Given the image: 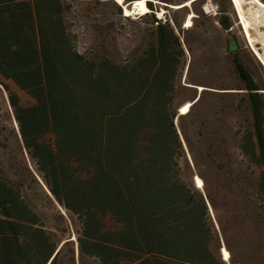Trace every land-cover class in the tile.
I'll list each match as a JSON object with an SVG mask.
<instances>
[{"label": "trees", "instance_id": "obj_1", "mask_svg": "<svg viewBox=\"0 0 264 264\" xmlns=\"http://www.w3.org/2000/svg\"><path fill=\"white\" fill-rule=\"evenodd\" d=\"M65 10L63 0H0V85L43 187L80 221L77 247L61 246L0 175V264H224L214 248L212 197L181 176L175 121L185 115L176 110V87L185 42L169 20L155 18L140 56L125 64L85 56ZM219 23L232 28L228 17ZM233 62L251 101L249 154L263 167L264 192V99ZM9 83L33 103L22 105Z\"/></svg>", "mask_w": 264, "mask_h": 264}, {"label": "rangeland", "instance_id": "obj_2", "mask_svg": "<svg viewBox=\"0 0 264 264\" xmlns=\"http://www.w3.org/2000/svg\"><path fill=\"white\" fill-rule=\"evenodd\" d=\"M188 1H191L188 7H173ZM63 2L66 25L77 51L90 57L106 55L118 64H125L144 52L153 39L155 18L172 23L185 42V63L176 87L178 114L181 106L192 103L190 113L175 121L184 147V157L179 160L181 176L195 187L194 179L200 177L204 188H196L212 197L214 248L221 261L264 264V192L260 189L263 167L249 154L250 138L255 136L251 101L233 59L237 57L244 65L263 99L264 64L248 43L232 2L148 0L154 11L129 18L115 0ZM124 3L131 2L124 0ZM253 3L254 0H243L246 17L252 25V43L264 56V23L256 22L258 6ZM189 14L193 15L192 26L185 29ZM227 17L232 23L228 31L219 23ZM185 83L205 90L187 87ZM9 86L22 105L33 103L13 83ZM198 95L200 101L194 103ZM0 175L21 191L49 233L60 243L71 241L77 247L80 221L62 208L38 179L37 168L23 145L9 93L1 85ZM222 247L232 255L230 263L224 261Z\"/></svg>", "mask_w": 264, "mask_h": 264}, {"label": "bare ground", "instance_id": "obj_3", "mask_svg": "<svg viewBox=\"0 0 264 264\" xmlns=\"http://www.w3.org/2000/svg\"><path fill=\"white\" fill-rule=\"evenodd\" d=\"M115 1L118 5H120L124 8V12H125L124 16L130 17V16H134L136 14H145V13L150 12V10L147 7V1L148 0H143V3H141V0H135L133 2V8L132 9H128V7L124 4V0H120V2H118V0H115ZM190 2L191 1H188V2L184 3L183 5L173 6V7H175V9L182 8V7H188L190 5ZM231 2H232V5L234 6L236 13L238 14V19L240 20V25L242 26L243 32L245 34V37L248 40V43L252 47L256 56L264 64L263 60L260 58V56L258 54L257 48L254 47V45L252 43V39H253L252 35H251L252 25H251V21L246 17V12H245V8H244L243 0H231ZM254 2L255 3H253V4H257V6H258L257 12L254 15V18L256 19V22L258 24H262V23H264V20L260 21V16H262V15L264 16V2H262L261 0H254ZM192 17H193V15L189 16V18L187 20L186 28L191 26ZM198 89L200 91L204 90L203 87H198ZM191 105H192V103H186L183 106H181L180 115L188 114V112L190 111ZM195 184H196L197 188H199V189L204 188L203 180L198 176L195 177ZM221 254L223 256L224 261L227 263H230L231 254L225 247H223Z\"/></svg>", "mask_w": 264, "mask_h": 264}, {"label": "water", "instance_id": "obj_4", "mask_svg": "<svg viewBox=\"0 0 264 264\" xmlns=\"http://www.w3.org/2000/svg\"><path fill=\"white\" fill-rule=\"evenodd\" d=\"M127 7H128V9H132L133 8V2H131L129 5H126ZM122 7V6H121ZM123 8V7H122ZM124 9V8H123ZM186 76H187V73H186V75H185V80H186ZM185 86H187V87H194V88H197L196 86H193V85H190V84H186L185 83ZM200 99V95H198L196 98H195V100L193 101L194 103L195 102H197L198 100ZM177 120V119H176ZM39 180H40V178H38ZM40 182H41V180H40ZM42 183V182H41ZM43 184V183H42ZM45 187V186H44ZM45 189L47 190V192H48V194L51 196V197H53L52 196V194L50 193V191L45 187ZM54 199V198H53ZM208 205H209V203H208ZM67 242V241H66ZM63 243H65V242H63ZM63 243L61 244V246L63 245ZM60 246V247H61Z\"/></svg>", "mask_w": 264, "mask_h": 264}, {"label": "flooded vegetation", "instance_id": "obj_5", "mask_svg": "<svg viewBox=\"0 0 264 264\" xmlns=\"http://www.w3.org/2000/svg\"><path fill=\"white\" fill-rule=\"evenodd\" d=\"M243 82V81H242ZM243 85H244V87L246 86V84L243 82ZM259 92V91H258Z\"/></svg>", "mask_w": 264, "mask_h": 264}, {"label": "snow or ice", "instance_id": "obj_6", "mask_svg": "<svg viewBox=\"0 0 264 264\" xmlns=\"http://www.w3.org/2000/svg\"><path fill=\"white\" fill-rule=\"evenodd\" d=\"M118 2H120V0H118ZM141 3H143V0H141Z\"/></svg>", "mask_w": 264, "mask_h": 264}]
</instances>
